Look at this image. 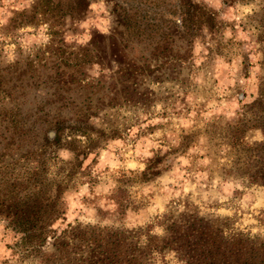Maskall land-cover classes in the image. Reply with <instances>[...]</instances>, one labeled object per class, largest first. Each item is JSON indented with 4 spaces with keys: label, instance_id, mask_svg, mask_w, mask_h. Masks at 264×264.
Wrapping results in <instances>:
<instances>
[{
    "label": "rangeland",
    "instance_id": "374dc122",
    "mask_svg": "<svg viewBox=\"0 0 264 264\" xmlns=\"http://www.w3.org/2000/svg\"><path fill=\"white\" fill-rule=\"evenodd\" d=\"M263 86L264 0H0V264H38L11 221L46 203L58 231L196 216L264 241Z\"/></svg>",
    "mask_w": 264,
    "mask_h": 264
},
{
    "label": "trees",
    "instance_id": "16d2710c",
    "mask_svg": "<svg viewBox=\"0 0 264 264\" xmlns=\"http://www.w3.org/2000/svg\"><path fill=\"white\" fill-rule=\"evenodd\" d=\"M243 127L259 128L264 136V86L251 103ZM235 131L240 138L241 129ZM250 150L255 171L249 177L264 185V139ZM119 206L124 208L123 200ZM41 209L34 218L15 217L11 221L21 235L17 245L23 256L37 259L38 264H168L164 259L168 250L177 253L181 264H264L263 240L243 233L224 234L222 226L196 216L172 220L165 227V235L157 237L149 228L127 231L99 226L80 229L76 225L58 231L54 223L64 211L56 205L49 208L47 203ZM47 243L50 250L45 248Z\"/></svg>",
    "mask_w": 264,
    "mask_h": 264
},
{
    "label": "clouds",
    "instance_id": "9594fccd",
    "mask_svg": "<svg viewBox=\"0 0 264 264\" xmlns=\"http://www.w3.org/2000/svg\"><path fill=\"white\" fill-rule=\"evenodd\" d=\"M93 7H94V5H93ZM137 155H140V153L138 152ZM143 155L145 158H150L153 156V153L145 150ZM128 167L133 168V169L139 168L142 171L146 167V164L145 163H130V164H128Z\"/></svg>",
    "mask_w": 264,
    "mask_h": 264
}]
</instances>
